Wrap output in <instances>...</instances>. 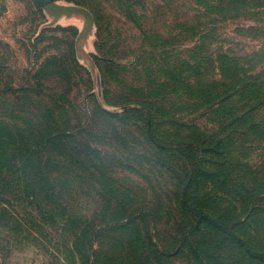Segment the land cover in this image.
Listing matches in <instances>:
<instances>
[{
	"label": "rangeland",
	"instance_id": "374dc122",
	"mask_svg": "<svg viewBox=\"0 0 264 264\" xmlns=\"http://www.w3.org/2000/svg\"><path fill=\"white\" fill-rule=\"evenodd\" d=\"M46 1L53 9L41 8L38 0H0V42L9 46L0 50V60L6 61L9 74L36 70L45 62L51 69L65 68L67 77L60 79L56 88L70 90L72 106L77 109L69 112L70 124L83 134L88 127L92 148L103 154V179L96 177L98 164L93 157L88 204L81 197L73 207L75 216L87 219L85 234L75 226L61 228L58 219L24 216V225L16 223L12 231L0 234V264H261L247 260L239 246L264 252V105L249 118L255 128L241 129L220 152L204 154L198 144L189 147L184 141L210 142L227 136L236 127L233 119L241 114L243 104L209 111L204 105L198 107L200 92L190 90L181 106L169 105L164 110V115L179 116L178 123L183 126L164 124L167 118L160 115L164 122L152 127L155 140L146 134L145 121L134 120L132 113L110 105L122 102L126 86L144 81L149 73L153 80L159 60L180 61L184 51L197 44L199 36L189 32L176 38V43L171 38L179 24H192L197 15L193 1ZM83 15L89 23L81 32ZM256 25L243 19L218 24L212 27L216 28L214 42L204 51L221 49L229 56L247 57L262 50L261 64L255 68L264 73V27L260 37L245 32ZM156 36L167 43H155ZM76 62L83 70L74 73L71 68ZM110 62L122 71L110 79L106 103L99 67L108 68ZM209 74L213 80L219 77L216 63ZM86 92L94 98H86ZM162 95V100L175 101ZM93 99L123 120L101 121L97 114L86 123L82 112L92 107ZM181 199L188 209L177 205ZM116 200L130 205L126 215L143 220L137 221V233L108 230L110 211L104 208ZM16 211L19 216L24 213L21 208ZM198 217L202 223L196 225ZM204 224L206 228L191 232L190 226ZM196 247L215 260H195Z\"/></svg>",
	"mask_w": 264,
	"mask_h": 264
},
{
	"label": "trees",
	"instance_id": "16d2710c",
	"mask_svg": "<svg viewBox=\"0 0 264 264\" xmlns=\"http://www.w3.org/2000/svg\"><path fill=\"white\" fill-rule=\"evenodd\" d=\"M192 1L197 13L193 22L191 21L192 24H179L175 28L177 34L171 38L174 40L173 43H176L178 42L175 41L176 38L189 32L191 35L199 36L197 44L186 49L184 58L180 61L174 59L171 64L161 59L157 64L154 63L156 68L153 71L156 74L153 80L149 78L150 73L147 74L146 69L145 74L148 78L145 75L144 81L132 87L126 86L122 102L110 105L132 113L131 117L134 120L145 121L146 134L155 140L156 131L152 130V127L163 121L164 117L167 118L164 124L183 126L178 123L179 116L164 115V110L169 105L181 106L186 93L191 92L190 90L200 92V95L196 96L200 101L198 107L204 105L209 111L220 112L219 108L222 110L226 104H243L241 114L233 119L236 127L232 128L227 136L210 142L208 140L192 142L191 139L184 141L189 147L191 144H198L197 149L202 154L216 153L220 152L219 148L241 129L248 126L251 131L255 128V125L249 123V118L264 105V73L255 68L257 64H261L259 59H262L263 51L251 53L247 57H235L229 56L227 51L221 49H218L220 52L214 53L204 49L214 42L216 28L212 27L236 19L255 21L257 25L247 27L245 32H255L257 35L260 34V37L263 34L261 28L264 27V0ZM243 30L241 28L240 31ZM154 38L155 43H167V39L161 36ZM8 47L6 43L0 42V50L4 51ZM214 63L217 65L219 77L213 80L209 70ZM49 64L45 62L36 70H25L21 73L14 71L9 74L6 72V61L0 60V234L3 231H12L16 223L19 226L24 225L26 223L24 216L32 215L58 219L61 228L74 229L75 226L81 234L89 230L88 224H85L86 217L84 220L81 216H75L77 212L73 207L81 197L86 198L88 204L93 157L98 164L95 168L96 177L102 181L103 154L100 150L92 148L88 140L90 135L88 127L83 134V131L70 124L69 112L77 110L72 106L74 99H71L69 89L56 88V83L64 76L67 77V71L62 66L51 69ZM78 69L83 70V67L76 62L71 71L77 73ZM99 70L105 102L108 103L106 94L110 79L119 77L122 70L113 62L109 63L108 68L99 67ZM65 82L71 85L69 79ZM123 82L124 80L119 85ZM162 94L174 97L175 101L170 102L166 98L162 100ZM86 98L94 97L86 92ZM131 105L138 108L130 109ZM214 107L218 109L212 110ZM97 114L100 116L96 118L101 121L106 120L104 118L121 119L118 114L99 107L93 99L92 107L83 110L82 118H85L87 123L90 117ZM160 115L163 116V120L160 119ZM229 123L231 127L232 120ZM112 184L117 185L116 182ZM98 187H101L100 182ZM177 205L182 210L189 208L183 199L177 202ZM128 206L130 205L125 201L116 200L114 204H108L104 208L105 212L110 211V216H107L109 231L131 230V233H137L139 226L137 221L143 220L126 215ZM18 208L23 209L25 214L19 216L16 211ZM187 213L185 210L184 214ZM152 222L154 223V220ZM195 223L196 225L202 223V219L196 218ZM190 228L192 232L194 229L202 230L206 225ZM239 248L247 260L264 264V252L254 251L246 245H240ZM195 252H197L195 260L202 261L203 257L208 261L215 260L209 256L208 251H199L196 247L193 254Z\"/></svg>",
	"mask_w": 264,
	"mask_h": 264
},
{
	"label": "water",
	"instance_id": "95a60500",
	"mask_svg": "<svg viewBox=\"0 0 264 264\" xmlns=\"http://www.w3.org/2000/svg\"><path fill=\"white\" fill-rule=\"evenodd\" d=\"M38 2L40 4L41 8H43V9H48V10L53 9V6L46 0H38Z\"/></svg>",
	"mask_w": 264,
	"mask_h": 264
},
{
	"label": "crops",
	"instance_id": "0c3cea01",
	"mask_svg": "<svg viewBox=\"0 0 264 264\" xmlns=\"http://www.w3.org/2000/svg\"><path fill=\"white\" fill-rule=\"evenodd\" d=\"M80 16H81V15H80ZM83 19H85V25L83 26L81 32H84V31L87 30V25H88L87 23H89V22L86 21V20H87V19H86V16L83 15ZM90 31H91V30H90Z\"/></svg>",
	"mask_w": 264,
	"mask_h": 264
}]
</instances>
